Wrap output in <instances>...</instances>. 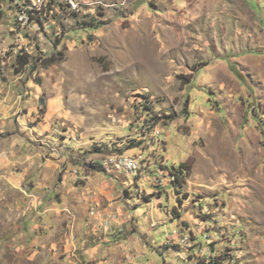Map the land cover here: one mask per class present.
I'll use <instances>...</instances> for the list:
<instances>
[{"label": "rangeland", "instance_id": "1", "mask_svg": "<svg viewBox=\"0 0 264 264\" xmlns=\"http://www.w3.org/2000/svg\"><path fill=\"white\" fill-rule=\"evenodd\" d=\"M54 1L0 0V264H264V0Z\"/></svg>", "mask_w": 264, "mask_h": 264}, {"label": "built area", "instance_id": "2", "mask_svg": "<svg viewBox=\"0 0 264 264\" xmlns=\"http://www.w3.org/2000/svg\"><path fill=\"white\" fill-rule=\"evenodd\" d=\"M13 6L12 13L15 12L14 16H17L18 24L23 27V25L30 24L34 19H39L45 26L48 25V12L53 9L57 10L59 7L55 6L54 0H10ZM58 2L67 5V7L76 12L84 10L85 13L93 11L96 7H100L99 4L95 3V6H91L88 0H57ZM125 161V162H124ZM120 159L117 166H127L131 169L138 167L137 162L134 159L126 158ZM121 163V164H120ZM129 166H128V165ZM172 180V176L170 175Z\"/></svg>", "mask_w": 264, "mask_h": 264}, {"label": "trees", "instance_id": "3", "mask_svg": "<svg viewBox=\"0 0 264 264\" xmlns=\"http://www.w3.org/2000/svg\"><path fill=\"white\" fill-rule=\"evenodd\" d=\"M27 61L28 60H26L25 63H27ZM47 61H53V59L47 60ZM145 97H147V96H145ZM41 101H44V100L41 99ZM190 169H191V166H190L188 161H184V162L180 163L178 167L173 166L170 169L169 174L172 176V180L174 181L173 182L174 187L181 186L182 183H184V181H185L184 176H185V174H188L190 172ZM222 260H224V259H222ZM214 263L221 264L222 261L214 262Z\"/></svg>", "mask_w": 264, "mask_h": 264}]
</instances>
